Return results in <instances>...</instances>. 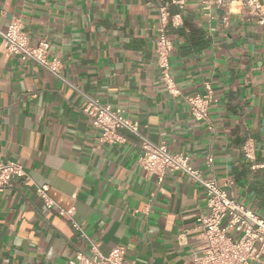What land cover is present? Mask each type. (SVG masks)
<instances>
[{
	"label": "crops",
	"instance_id": "obj_1",
	"mask_svg": "<svg viewBox=\"0 0 264 264\" xmlns=\"http://www.w3.org/2000/svg\"><path fill=\"white\" fill-rule=\"evenodd\" d=\"M162 2L0 0V30L19 19L30 45L48 42L66 81L122 109L150 142L188 157L264 219V32L245 8L229 13L205 0L169 5L170 16L180 18L167 25L179 91L171 96L155 54ZM206 86L216 103L208 122H198L185 97ZM84 105L38 65L4 56L0 40V161L20 163L29 177L0 192V264H68L90 243L103 255L123 246L124 264H192L202 244L196 227L207 212L204 190L178 172L161 183L148 176L137 163L139 141L126 131L123 143L99 144ZM247 139L254 161L241 152ZM43 185L58 207L73 209L87 239L46 209L35 189Z\"/></svg>",
	"mask_w": 264,
	"mask_h": 264
},
{
	"label": "built area",
	"instance_id": "obj_2",
	"mask_svg": "<svg viewBox=\"0 0 264 264\" xmlns=\"http://www.w3.org/2000/svg\"><path fill=\"white\" fill-rule=\"evenodd\" d=\"M208 6L218 9L226 8L234 13L240 8L248 10L257 25L264 32V0H205ZM182 5L183 0H163L158 7V29L155 42L156 64L160 79L171 96L179 95V91L170 74V54L172 43L167 37V25L171 19L173 26L180 24L179 15L170 16L169 5ZM21 22L13 19L6 30H0L2 53L4 56H16L22 61L34 63L52 77L66 84L85 101L82 110L93 127L98 131V143L114 145L123 143L120 135L126 131L138 141L141 155L137 159L139 167L148 175L156 176L161 183L167 172H178L191 182L201 187L206 196L207 212L197 219L196 229L200 233L201 246L192 253V264H260L264 255V219L243 204L231 199L225 186H219L214 177L205 178L189 164L188 157L170 153L165 145H155L139 132L138 123L124 116L120 108L112 109L81 93L74 85L66 81L60 73L61 61L49 54V44L40 41L30 45L28 38L21 34ZM189 113L198 122H208L209 108L216 103L213 91L205 87L204 94L185 97ZM244 159L254 161L256 148L250 139L244 141L241 147ZM264 152V149H262ZM206 165L212 166V157H208ZM263 168L262 165H255ZM15 179L28 180L23 166L14 161H0V192L12 187ZM36 194L47 210H55L58 215L65 216L70 221L74 231L87 239L73 220V209L63 210L56 205L48 194L46 185L36 186ZM125 248L117 246L107 255L101 254L98 245L90 243L86 252H78L68 264H124Z\"/></svg>",
	"mask_w": 264,
	"mask_h": 264
}]
</instances>
